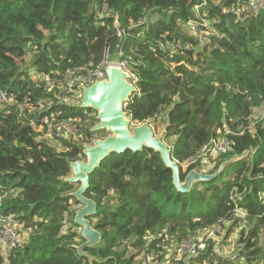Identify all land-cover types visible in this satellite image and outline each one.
<instances>
[{
	"label": "trees",
	"instance_id": "trees-1",
	"mask_svg": "<svg viewBox=\"0 0 264 264\" xmlns=\"http://www.w3.org/2000/svg\"><path fill=\"white\" fill-rule=\"evenodd\" d=\"M29 54L36 80L25 66ZM105 58L127 60L138 78L125 108L135 124L157 129L166 114L161 123L182 180L195 168L214 174L254 154L182 192L153 149L111 153L86 192L97 202L90 219L103 238L86 248L94 264H138L129 247L156 249L157 264L166 240L214 233L217 225L241 228L238 253L221 254L209 239L178 264H264V118L252 120L264 106V8L251 13L247 0H0V88L28 104L29 118L55 114L84 126V136L54 145L17 107L0 106V229L11 216L22 238L0 252V264H90L76 248L84 242L74 222L78 184L66 178L71 162L84 158L83 142L106 132H91L83 109L57 86L49 90L45 77L59 81L67 69ZM223 137L225 152L188 163Z\"/></svg>",
	"mask_w": 264,
	"mask_h": 264
},
{
	"label": "water",
	"instance_id": "water-1",
	"mask_svg": "<svg viewBox=\"0 0 264 264\" xmlns=\"http://www.w3.org/2000/svg\"><path fill=\"white\" fill-rule=\"evenodd\" d=\"M106 71V79L83 88L79 105L81 108L95 109L98 113L97 123L90 128L91 132L107 131L108 135L83 144L84 158L71 162L72 174L66 178L67 181L78 184V188L72 192L80 203L74 222L80 226L84 242L76 245V248L79 254L89 259L90 264H94L98 258L86 251V248L100 247L103 238L90 219L97 212V202L88 197L86 192L90 187L91 175L111 153H122L128 149L135 152L144 148L153 149L160 153L166 166L172 170L174 184L182 192L190 191L195 184L218 176L225 170L227 163L254 154L253 150H249L242 156L234 157L223 163L214 174L203 173L195 168L182 180L180 166L173 159L172 148L165 137L157 135L148 121L135 124L125 110V103L138 91L134 76L116 64L108 65Z\"/></svg>",
	"mask_w": 264,
	"mask_h": 264
},
{
	"label": "built area",
	"instance_id": "built-area-1",
	"mask_svg": "<svg viewBox=\"0 0 264 264\" xmlns=\"http://www.w3.org/2000/svg\"><path fill=\"white\" fill-rule=\"evenodd\" d=\"M264 8V0H247V9L251 13H259ZM101 17L108 14V7L104 4L103 8L98 11ZM115 26L118 28V35H121L119 30L118 17L114 21ZM192 28L197 32L196 25L191 23ZM110 64H116L121 66L124 70L129 71L137 81V76L130 70L128 62L125 59L121 60H109L105 58L102 63L97 67H80L75 69H67L62 75L59 81L51 79L49 76L45 77L49 90H52L57 86L61 90V96L64 100L72 102V104H80V99L83 96V88L90 86L97 81H101L107 78V66ZM0 106L6 109V112H11V107L15 106L19 109L20 113L28 121L29 125L40 133V137L46 140L55 139L61 141L71 137L84 136V126L80 124L78 118H60L55 114L43 115L40 119L29 118L27 116L28 104L23 101L19 102L13 93L0 88ZM80 106V105H79ZM127 103H125V108ZM83 114L87 117V121L90 119H96L97 111L92 108H82ZM31 111V110H29ZM130 117V116H129ZM97 122V121H96ZM95 122V123H96ZM93 125H90V128ZM153 126V125H152ZM154 128V127H153ZM229 132V130L227 131ZM88 142H83V144ZM229 142L226 137L215 140L212 145L205 146L202 150L203 154L191 159L188 163H194L203 155H207L208 150H212L216 153L225 152L228 148ZM188 165L187 163L184 166ZM214 233L221 232V226L217 225L212 229ZM22 238L19 233V228L13 221L12 217H6L2 219V227L0 229V243L3 247L12 248L20 245ZM205 247L204 244L197 245L192 239H186L181 244V253L186 254L188 251L195 253L198 249Z\"/></svg>",
	"mask_w": 264,
	"mask_h": 264
},
{
	"label": "rangeland",
	"instance_id": "rangeland-1",
	"mask_svg": "<svg viewBox=\"0 0 264 264\" xmlns=\"http://www.w3.org/2000/svg\"><path fill=\"white\" fill-rule=\"evenodd\" d=\"M197 9V8H196ZM198 12V9H197ZM205 24L209 25V21L205 20ZM206 32H200L199 36L200 38L203 39V41H206ZM32 55L33 54H29L28 58H27V62H26V68L28 69L29 73L33 76V78L36 80L38 79V76L35 72L34 69H32ZM72 103V102H70ZM163 118L159 119V123H158V128L155 129V132L157 133V135L160 136H164L165 137V123H161L164 122V118L167 117L166 114H163L162 116ZM253 122L261 120L264 118V106L256 109V111L253 114ZM97 120L95 119H90L88 121V125H94L95 122ZM97 123V122H96ZM92 127V126H91ZM106 133L104 135H102V137H106L108 135V132L105 131ZM98 135V134H97ZM100 137V138H102ZM97 137H93L91 142L93 141V139H95ZM166 139V138H165ZM49 141L55 145V143H58V140L55 139H49ZM167 143H172L171 139H166ZM88 142V143H91ZM56 147L61 148L60 145H56ZM205 155H203L204 157ZM204 164H207L210 166V158L207 157L204 159ZM207 165L205 166V168H207ZM201 171V170H200ZM202 172V171H201ZM204 173V172H203ZM80 206V205H79ZM78 206V207H79ZM77 207V209H78ZM80 232H81V228L80 226L76 227ZM229 229V228H228ZM228 229H225L223 226V232H216V233H209V232H198V234H195V236H191L190 239L193 240V242H195L197 245L199 244H206V241L209 239H212L217 247V250L220 251L221 254H225V255H236L238 253V250L241 246V242H240V238H241V228H236L233 231H231L230 233L228 232ZM184 242L183 240H171L168 239L165 241V246H164V250L165 252H163V258L161 259L160 262H157V264H178L179 262L185 260V258H187L186 256L190 255L189 253H191L190 251H188L186 254L181 253V244ZM10 248L7 247H3L2 244L0 243V252L4 253L5 255H7V253L9 252ZM127 255H134L135 256V262H137L138 264H151L153 261L157 260L158 257V251L156 249L152 250V251H144V252H139L138 249H134L133 247H129V250H127Z\"/></svg>",
	"mask_w": 264,
	"mask_h": 264
},
{
	"label": "crops",
	"instance_id": "crops-1",
	"mask_svg": "<svg viewBox=\"0 0 264 264\" xmlns=\"http://www.w3.org/2000/svg\"><path fill=\"white\" fill-rule=\"evenodd\" d=\"M79 207H80V206H79ZM79 207H78V208H79Z\"/></svg>",
	"mask_w": 264,
	"mask_h": 264
}]
</instances>
